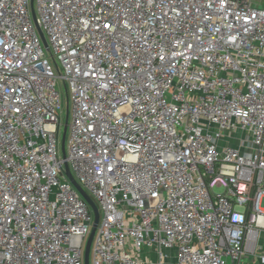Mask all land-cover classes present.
<instances>
[{"label":"built area","instance_id":"2783aa9c","mask_svg":"<svg viewBox=\"0 0 264 264\" xmlns=\"http://www.w3.org/2000/svg\"><path fill=\"white\" fill-rule=\"evenodd\" d=\"M30 1L0 0V264H84L64 160L89 264H264V0H32L47 46Z\"/></svg>","mask_w":264,"mask_h":264},{"label":"water","instance_id":"95a60500","mask_svg":"<svg viewBox=\"0 0 264 264\" xmlns=\"http://www.w3.org/2000/svg\"><path fill=\"white\" fill-rule=\"evenodd\" d=\"M30 6H31L32 18H33L34 24L36 26V29H37L40 37H41V40H42L44 46H47L45 38L42 34V31H41V29L38 26L37 21H36V16H35V13H34V10L32 7V0L30 1ZM66 130H67V114H66V117L64 119L62 134H61V138H60V149H61V155H62L63 159H65V157H66V155H65ZM64 171H65V175L67 176L70 183L74 186V188L80 193V195L83 197V199L87 202V204L89 205V207L93 213L92 227H91L90 233L88 235V238L86 240V244L84 247V254H83V263L89 264V251H90L91 242H92V239H93V236H94L97 224H98L99 211H98V208H97L96 204L94 203V201L89 197V195L83 190V188L77 183L75 178L72 176L66 160H64Z\"/></svg>","mask_w":264,"mask_h":264},{"label":"rangeland","instance_id":"374dc122","mask_svg":"<svg viewBox=\"0 0 264 264\" xmlns=\"http://www.w3.org/2000/svg\"><path fill=\"white\" fill-rule=\"evenodd\" d=\"M48 59L51 62V64L54 66L52 58L50 56H48ZM55 72H56V70H55ZM59 72L62 73L61 68H59ZM56 90L59 92V95H60L61 118H62V120H64V117L66 115V107H67V100H66L67 99V86L65 85V87H64V83H63V80L61 78H57ZM68 106H69V101H68ZM69 119H70V117H68V121H69ZM66 141H67V137H66ZM216 191H219V189L216 188ZM261 207L264 208V199H262V201H261Z\"/></svg>","mask_w":264,"mask_h":264}]
</instances>
